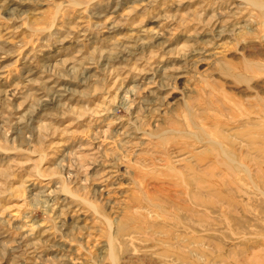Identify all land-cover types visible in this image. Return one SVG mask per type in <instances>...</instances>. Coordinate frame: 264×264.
I'll return each mask as SVG.
<instances>
[{
    "label": "rangeland",
    "instance_id": "obj_1",
    "mask_svg": "<svg viewBox=\"0 0 264 264\" xmlns=\"http://www.w3.org/2000/svg\"><path fill=\"white\" fill-rule=\"evenodd\" d=\"M0 264H264V0H0Z\"/></svg>",
    "mask_w": 264,
    "mask_h": 264
},
{
    "label": "bare ground",
    "instance_id": "obj_2",
    "mask_svg": "<svg viewBox=\"0 0 264 264\" xmlns=\"http://www.w3.org/2000/svg\"><path fill=\"white\" fill-rule=\"evenodd\" d=\"M123 96H124V91H121L120 92V94H119V98H123ZM29 196V195H28ZM49 196V194L48 193H40V195H39V199L41 200H46V198ZM57 209V208H56Z\"/></svg>",
    "mask_w": 264,
    "mask_h": 264
}]
</instances>
